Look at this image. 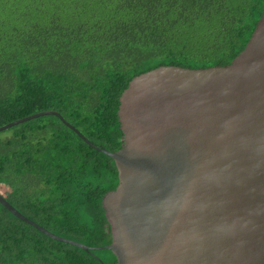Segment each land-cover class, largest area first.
<instances>
[{"label":"trees","instance_id":"1","mask_svg":"<svg viewBox=\"0 0 264 264\" xmlns=\"http://www.w3.org/2000/svg\"><path fill=\"white\" fill-rule=\"evenodd\" d=\"M264 0H0V128L59 113L93 145L121 150L120 99L161 66L230 65L262 18ZM115 161L57 117L0 134V194L54 235L112 244L103 199ZM116 264L52 240L0 204V264Z\"/></svg>","mask_w":264,"mask_h":264},{"label":"water","instance_id":"2","mask_svg":"<svg viewBox=\"0 0 264 264\" xmlns=\"http://www.w3.org/2000/svg\"><path fill=\"white\" fill-rule=\"evenodd\" d=\"M119 186L103 199L112 244L58 237L0 204L54 241L106 249L116 264H264V11L245 50L228 66H161L134 78L120 99ZM101 261V260H100ZM102 264H104L101 261Z\"/></svg>","mask_w":264,"mask_h":264}]
</instances>
